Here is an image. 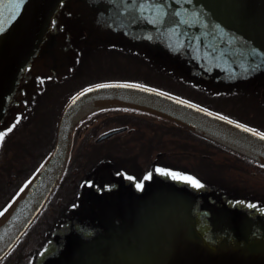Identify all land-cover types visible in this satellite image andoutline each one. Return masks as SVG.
Instances as JSON below:
<instances>
[{"label":"trees","instance_id":"1","mask_svg":"<svg viewBox=\"0 0 264 264\" xmlns=\"http://www.w3.org/2000/svg\"><path fill=\"white\" fill-rule=\"evenodd\" d=\"M68 16L69 13L65 17ZM77 16L74 14L71 17ZM148 26L149 30H154L151 25ZM110 46H127L138 59L140 48L131 44L85 45L74 56L72 67L69 66L58 76L36 78L32 86L25 89L22 84L16 91L9 112L0 124V132L4 133L0 136V216L51 151L58 116L65 102L80 89L95 83L85 82L82 77L88 71L86 63L90 55L100 48L109 50ZM153 53L154 50L143 49L144 63H141L144 64V75L155 81L163 79L166 82H162V86L165 87L172 74H166L164 66L154 63L156 57ZM130 58L135 65H139L138 60ZM180 82L188 89L187 93L179 89H172L173 92H180V96L197 103L194 96L205 93L214 94L217 99L222 97L214 90L204 91L191 80L180 79ZM19 93L23 96L25 93L26 97L18 101ZM19 105L21 110L16 108ZM225 114L232 116L230 112ZM114 128L122 129L97 140L101 133ZM5 129L8 131L5 132ZM158 169H170L171 172ZM172 173L194 176L201 181V186L196 187ZM153 177L173 186L179 184L185 192L197 198L191 208L185 207L188 212H185L186 217L190 218L187 223L197 238L216 248L227 244L250 249L264 248L263 164L168 119L117 105L93 109L76 123L65 172L30 228L39 230L34 234L44 235L46 227L43 221L63 218V210L69 212L78 203V189L84 183L94 181L99 187L113 188L120 181H126L131 186H137ZM195 209L198 211L196 218L192 213ZM217 225L222 228L215 229ZM248 225L247 239L237 240L238 233L246 231ZM210 229L236 240L211 243L208 238ZM29 230L3 258L5 264H27L29 255L25 250H28V236L32 233ZM32 249L40 250L39 244Z\"/></svg>","mask_w":264,"mask_h":264},{"label":"water","instance_id":"2","mask_svg":"<svg viewBox=\"0 0 264 264\" xmlns=\"http://www.w3.org/2000/svg\"><path fill=\"white\" fill-rule=\"evenodd\" d=\"M64 0H0V122L19 79ZM178 29L183 38L199 44L214 39L221 30L233 34L264 23V0H113ZM18 4V7H17ZM260 23V24H259ZM96 83L75 93L62 108L51 152L19 195L0 217V260L15 245L46 203L67 162L74 123L87 111L106 105L141 109L181 124L203 136L264 164V137L232 119L152 87L130 83ZM141 85V84H140ZM85 89H88L85 91ZM195 105V106H194ZM215 113V115H213ZM119 129L106 131L101 140ZM131 264H153L151 258L125 257ZM156 264H264V250L224 247L215 249L193 236L188 225L179 235L177 249Z\"/></svg>","mask_w":264,"mask_h":264},{"label":"rangeland","instance_id":"3","mask_svg":"<svg viewBox=\"0 0 264 264\" xmlns=\"http://www.w3.org/2000/svg\"><path fill=\"white\" fill-rule=\"evenodd\" d=\"M61 10L63 13L56 18L53 26L57 35L53 39L51 50L49 52L45 49L34 59L32 70L27 73L29 80L27 85L24 84L25 89L33 85L37 76H58L69 69V66L72 67L74 64L75 52L85 45L92 47L95 43L131 44L139 48L142 46L143 49L154 50L153 55L156 57L154 63L160 66L169 62V66L178 69L188 70L191 65L193 71L196 70L195 73L198 71V62L195 60L201 58L188 57L186 54L202 48L188 46L190 49L188 50L174 32L160 28L155 31L149 30L148 25L152 24L151 21L143 16L130 15L124 7L114 1L67 0ZM68 13L70 17H65ZM74 14L78 16L71 17ZM130 57L138 60L127 46L122 48L110 46L109 50L101 48L94 50L86 63L88 71L82 77L85 82L121 80L182 94L162 86V82L166 81L161 78H158V81L149 79L144 75V64L140 62L142 60H138L139 65H135ZM202 60L209 64L208 58ZM22 97L25 98L26 94L24 93V96L17 94L18 101ZM16 108L21 110L20 105ZM125 185L126 181H120L118 185L115 184L112 192L100 195L85 188L82 198L79 197L81 204H78L81 207L69 221L74 225L76 222L73 221L79 217L95 220L99 233L91 238H81L76 234L68 235L63 241V247L58 246L51 253H47L48 259L40 264H131L125 257L146 255L155 262H161L165 257H169L178 247L185 219L182 214L188 213L185 207L191 208L197 198L184 192L179 184L173 186L158 177L143 181L140 187L131 186L129 183ZM96 196L101 199H96ZM197 212L196 209L192 212L195 218ZM214 215L216 216L217 212ZM247 227L246 231L244 229L238 233L237 240L247 239L250 226ZM220 228L222 227H215ZM57 229L56 227L52 234L54 243L61 241V234ZM216 231L210 229L208 236L210 240L226 238L221 231L218 233ZM226 239L232 241V238ZM5 261L0 264H5Z\"/></svg>","mask_w":264,"mask_h":264},{"label":"flooded vegetation","instance_id":"4","mask_svg":"<svg viewBox=\"0 0 264 264\" xmlns=\"http://www.w3.org/2000/svg\"><path fill=\"white\" fill-rule=\"evenodd\" d=\"M158 25L162 30H169L161 24ZM169 31L174 32L179 40L182 41L183 44H181L188 50H190L188 46L200 47L202 49L190 51L186 54L188 57L195 56L196 58H201L200 60H195L198 62V71L196 73V70L193 71L190 67L191 65L187 68L189 71L181 68L175 72L171 71L173 68L168 65L169 62L163 64L166 74H172L177 77V79H173L171 75V79H168V84L165 87L171 89V91L179 89L185 94L188 89L181 84L180 79L185 81L187 79L193 81L204 91L214 90L222 97H218L217 99L214 94L205 93L198 95V97L194 96V98L202 106H208V108L218 110L222 114L230 112L236 121L264 131V23L262 25H253L250 30L248 28L241 30L238 23L233 29V34L221 30L217 34V37L214 38L218 40V43L210 37L205 45L183 39L179 35L178 30ZM54 37L55 33L53 32L45 36L42 42V49L38 52L39 54L43 53L45 49L50 52L54 43ZM182 50L185 49L182 48ZM206 58L209 59V64H206L202 60ZM138 60H142L143 62H140L144 63L142 46H140L138 51ZM32 65L33 63L30 66V70H32ZM190 73H192L191 76H189ZM85 188L87 187H79L78 189L79 204H81L80 198H82L81 194ZM88 189L96 191L100 195L106 192L103 190L111 188ZM107 192H112V190H108ZM98 196H96V199H101ZM79 204L77 203L69 212L63 210V218L61 219L54 221L45 219L43 226L46 228L43 231L45 233L43 239L41 238L44 235L40 237L38 234H34L39 230L30 228L29 232L32 233L28 236V250H25L27 251L26 255H29L26 259L27 264H40L45 259H48L46 254L51 253L58 246L63 247V241L68 235L76 234L81 238H91L99 233L95 220L91 221L87 217H79L73 221L76 224H71L69 219H73L75 212L80 209L81 206ZM91 216H93V213ZM56 227L58 228L57 232L61 234V241L54 243L52 234L55 232ZM38 244L40 250L34 251L32 248Z\"/></svg>","mask_w":264,"mask_h":264},{"label":"snow or ice","instance_id":"5","mask_svg":"<svg viewBox=\"0 0 264 264\" xmlns=\"http://www.w3.org/2000/svg\"><path fill=\"white\" fill-rule=\"evenodd\" d=\"M19 2L22 3L23 0H19ZM17 7H18V4H17ZM0 30H2V29H0ZM113 83H130V84H132V86H135V87H145V88L148 87L147 85H140V84H137L135 82H113ZM92 87H101V85H93ZM87 90L88 89H85V91H87ZM148 90L149 91H157L156 89H151V88H149ZM184 102L188 103V101H184ZM205 111H207V109H205ZM213 115H215V113H213ZM223 118L224 119H229V117H223ZM232 122L233 123H239L238 121H232ZM239 126L241 128H246L250 132H255V134L260 136V137H264V131H258V130L254 129V128H250L248 125H245V124H239ZM4 131L6 132V131H8V129H5ZM3 134H4L3 132H0V136H3ZM158 170L171 172L170 169H158ZM172 174L175 175V176H178L181 179H185V180L190 181L196 187H200L201 186V181L200 180H198L194 176L188 175L187 173H172ZM88 183H91V182L89 181ZM137 187H140L139 183L137 184Z\"/></svg>","mask_w":264,"mask_h":264}]
</instances>
